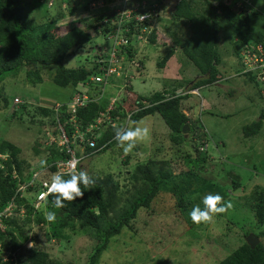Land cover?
Here are the masks:
<instances>
[{
  "label": "trees",
  "instance_id": "16d2710c",
  "mask_svg": "<svg viewBox=\"0 0 264 264\" xmlns=\"http://www.w3.org/2000/svg\"><path fill=\"white\" fill-rule=\"evenodd\" d=\"M33 1L0 0V84L7 76L20 72L24 76L25 83L37 85L46 80L43 71L49 70L48 78L55 85L71 87L72 90L66 94V99L55 101L60 104V110H62L59 119L53 115L48 124L41 126L39 136L35 137L32 143L33 157H39V162L42 159L46 160L45 168H41L39 163L32 164L26 158H22L19 146L6 139L0 141V210L12 202L11 213L22 217L20 211H23L25 215L20 223L17 222L18 217L15 216L3 218L5 230L0 229V264H62L58 259L52 258L47 250L39 247L36 244V238L29 233L33 228L32 214L36 213L37 217L34 221L37 225L41 226L46 220L34 206L36 198L32 202L28 197V192L34 190L36 194L40 190L42 182L50 180V176L59 171L57 164L64 160V155L67 154L65 150L59 151L54 143L52 146H47L46 142L50 136L58 135L61 127L65 131L73 130V123L68 121V103L77 85L84 84L88 77L95 73V67L98 65L97 59L107 55L105 52L103 55L98 51L99 47L104 44H98L96 37L101 35L105 38V44H110L107 36L114 27V18L116 17V11L112 10L111 12L101 11L96 16L87 17V20H72L70 18L76 16L78 11L89 10L91 2L96 0H84L85 3L82 7L78 2L80 0H62L64 5L62 10H56L55 14H47L43 21H36L30 16V10L36 6ZM103 1V4H108L112 0ZM131 1L135 0H129V2ZM205 3V7L202 5L199 7L192 5L188 0H180L172 14V19L188 21L190 25L188 33L187 35L179 34L177 28L168 31L172 43L170 47L180 46L184 54L202 74L189 86V89L198 86L214 87L216 83L226 79V76L219 70L221 62L219 33L224 31V28L235 32L236 41H233L235 55L238 53L240 45L245 46L264 41V18L260 17L255 6L251 7L250 11H245L244 8H237L233 3L228 4L224 0H219L217 5L212 4L209 0H205ZM251 3L253 4L252 1ZM60 6L58 3V8ZM133 7L129 8L133 9ZM139 8L142 11L145 7L142 8L140 3ZM135 13L133 12V14ZM67 20L69 22L65 24L64 22ZM134 24L135 22L131 23L132 28H134ZM257 25L259 31L255 28ZM157 34L156 28H153L151 32H145L151 44L156 42ZM164 44L167 43L164 42ZM167 47L169 46L167 45ZM126 49L129 58H131L137 52L138 47L134 45L126 47ZM173 51V49L168 51L156 61L159 69L166 64ZM75 54L80 55L79 64L76 62L71 65L66 63L67 58ZM142 63L141 59L140 64ZM135 71L142 73V67L136 68ZM241 76L245 83L252 85L257 94V99L251 98L254 96L249 95V100L253 99L254 101L255 99L257 104L262 102L260 117L244 124L241 128L242 137L246 139L257 135L263 127L264 92L262 93V85L255 81L252 72L241 73ZM166 83L168 84V81ZM184 85H189V80L186 78L176 81L171 88L155 91L149 95H138L129 89L123 105L125 107L127 105L129 109L136 108L137 112L132 114V120L136 122L146 115L158 113L168 127L170 139L179 147L188 141L189 137H185L181 130L184 124H188L189 134L191 133L194 139L195 155L191 151H187L175 159L163 158L156 161L153 157H149L145 162L137 164L131 175L135 182V190L124 200L123 205L120 204L122 196L118 192L119 182L111 174L100 175L93 174V172L89 173L96 180L95 188L85 190L82 199L77 198L73 202L65 201L63 208L53 207L54 197L52 196L47 198L46 204L41 201L44 202L46 211L56 213V220L53 223L59 228L57 227L55 236L62 235L61 229L67 226L73 230L76 228V231L91 232L95 236V246L89 255L87 264L97 262L101 252L107 248L111 237L120 234L124 229L135 231V221L143 220L138 217H141L145 211H149L152 202L164 186L176 194L174 196L177 198L176 205L178 207L183 209L190 202L185 196V191L192 184L184 183V179L188 176L195 179V176L201 175L199 172L201 169L205 168L206 170L205 164L210 162L208 149L200 150L199 146H208L211 136L200 124L201 122L198 123L196 118L184 113L181 100L189 95L176 92V88ZM89 91L88 89V93H90ZM133 96V106H130L131 104L129 105L127 101ZM143 100L149 103L144 104ZM8 104L9 101L0 92V108H6ZM257 104H253V109L258 107ZM105 105H107L106 101L88 102L85 106L77 109V120L85 125L88 121L93 120L98 110L103 109ZM26 106L27 102H23L18 108L13 105L12 116L19 119L21 114L17 115V113L26 110ZM186 106L193 107V104L189 103ZM40 109L45 115L47 113L49 115L53 107ZM57 121H59L58 125ZM43 130L44 133H42ZM113 136L114 129H107L98 145ZM82 143L77 139L72 146L78 148ZM83 145L84 154L92 149L87 143H83ZM111 145L112 143H109L99 152L94 151L93 153H103ZM155 150L160 151V146L155 147ZM76 154L80 155L78 150H76ZM78 158L80 163L77 165V170L79 171L82 169L81 163L85 158ZM226 177L231 179L233 189L243 185L237 172L229 171ZM200 178L203 179L202 176ZM173 182H176L175 186ZM216 182L218 181H214V183ZM22 186H26V188L22 190ZM249 196L253 200L252 208L257 223L264 225V190L255 186ZM110 212L112 213L109 214ZM262 235L264 236V230L257 234L258 237ZM27 242H32L34 246L25 247ZM4 258L6 259L3 260ZM216 264H264V243L259 241L252 248L247 242H243Z\"/></svg>",
  "mask_w": 264,
  "mask_h": 264
},
{
  "label": "rangeland",
  "instance_id": "374dc122",
  "mask_svg": "<svg viewBox=\"0 0 264 264\" xmlns=\"http://www.w3.org/2000/svg\"><path fill=\"white\" fill-rule=\"evenodd\" d=\"M33 2L36 6L30 10V16L36 21H43L47 14H55L58 3L62 0H55L51 6L39 0ZM252 2L260 17L264 18V0ZM112 5L114 6L115 2L111 3L110 7ZM255 28L259 31L258 25ZM159 31L160 29L157 33ZM162 32L154 45L149 43L143 48L147 53V58H143L145 62L143 78L132 80V88L138 95H149L171 88L176 81L184 78L196 79L194 72H198L197 68L180 51L175 53L178 57L177 64L180 62L182 66L181 70L178 69L180 73L172 76L169 82L167 75L171 67L166 64L163 70H167L161 74L163 70L156 65V61L163 54V47L159 44L164 39H170ZM234 37L235 32L231 29L224 28L219 34L221 54L219 70L226 79L216 83L214 87H200L198 93L190 94L187 99L191 101L187 102L194 106V119L196 118L198 123L201 122L211 136L207 147L210 162H206V170L201 169L199 171L201 175L198 174L195 179L191 176L184 179V183L192 184L185 191V196L190 202L183 209L178 207L177 198L174 196L176 194L164 186L152 202L149 211L138 217L143 220L135 221V231L124 229L120 234L111 237L107 248L101 252L95 264H216L246 242V237L250 233L257 236L264 230V225H259L256 221L252 208L253 200L249 196L255 186L264 190V124L257 135L246 139H243L241 131L244 124L260 117L262 102L256 103L257 94L252 85L245 83L243 77L236 74L241 70L239 57L243 55L241 50L240 56L235 55V43L232 40ZM96 41L105 45V38L101 35L96 37ZM166 45L171 46V41ZM75 62L79 64L80 55H71L66 60L69 65L76 64ZM49 73V70L43 71L46 80L37 85L25 83L20 72L7 76L0 84V92L9 101L8 107L0 108V141L6 139L19 146L20 156L32 164L39 163V157H33L32 143L35 137L39 136L41 126L48 124L52 119H46L51 117V114L45 115L40 108H48L53 102L66 99V94L72 90L71 87L55 85L48 78ZM186 87L188 86L178 87L176 92ZM113 92L118 93L121 98L124 94L127 99V92L121 93L116 90ZM15 95L18 96L15 98H19V102L14 101ZM249 95L254 96L251 97L255 98L254 101L249 100ZM133 98L134 96L127 101L130 106H133ZM23 102H27V109L18 112L17 115L21 116L17 119L12 116V107L15 105L18 108ZM147 103L149 102H145ZM253 104H257L258 107L253 109ZM126 108L129 109L127 105ZM137 123L150 128V138L139 142L128 155L123 153L116 141L100 154L89 152L84 154L85 150L77 149L85 158L81 163L82 169L93 174H111L119 182L118 192L122 196L120 202L122 205L135 190V182L131 175L137 164L145 162L149 157L156 161L163 158L175 159L187 151L195 155L192 134H188V141L179 147L170 139L168 127L158 113L146 115ZM128 126L133 125L129 122ZM157 146H160V151L155 150ZM229 171L240 175L243 184L240 188H232L231 179L226 177ZM176 182H173L174 186ZM209 193L221 195L225 202L230 200L233 207L225 214L216 215L210 223L195 224L189 213L195 205L203 209L202 199ZM34 195V190L28 192L32 202ZM35 205L37 207L38 203ZM39 206L36 209L44 217L46 212L44 202ZM20 212L22 217L16 216L13 212H9L7 216L18 217L17 222L20 223L25 216L23 211ZM141 213L142 211L139 216ZM36 217V213L31 215L33 228L29 233L36 238L39 247L47 250L52 258L58 259L62 264H87L96 241L91 232L76 231V228L73 230L67 226L61 229L62 235L58 237L55 236L58 225L48 221L43 222L41 226L37 225L34 221ZM259 238L264 243V236ZM29 243H25V247H28Z\"/></svg>",
  "mask_w": 264,
  "mask_h": 264
},
{
  "label": "built area",
  "instance_id": "2783aa9c",
  "mask_svg": "<svg viewBox=\"0 0 264 264\" xmlns=\"http://www.w3.org/2000/svg\"><path fill=\"white\" fill-rule=\"evenodd\" d=\"M46 2L48 6H51L54 0H40ZM228 4H232L237 8H244L245 11H250L253 7L252 0H225ZM103 0H96L91 2V6L97 7L103 5ZM115 2L119 4L113 10L116 11V17L114 18V27L112 31L108 34V41L110 44L102 45L99 47L98 51L100 53H106L104 58L97 59L98 65L95 67V73L88 77V80L84 84H78L76 90L72 93V97L67 106L68 112V121L72 123H77V109L85 106L88 102L93 101L99 103L100 100L108 96L107 105L103 109L98 110L92 122H90L85 128L80 129L75 126L74 131H72V136L77 137L80 141H87L90 146H94L96 141L94 138H91L90 135L104 127L106 125L126 126L125 121L129 120L132 112L128 111L126 117L122 116V110H125L123 105V99L126 95L123 94V98L119 96L118 93H114L113 89L116 88L121 93L131 87L132 80L137 76L136 68H141L140 59L136 57V53L129 58V53H127L126 47L136 46L138 42L145 43L148 41L145 32H151L156 26L155 18L157 16V4L155 0L151 3L141 0L142 8L140 10L139 4L136 7L129 8L127 3L129 0H112L110 3ZM133 12L135 14H133ZM150 14L151 19L140 20V16L144 14ZM135 22L134 28L131 27V23ZM141 26V27H140ZM136 28V29H135ZM240 63L242 66L241 73L252 72L255 76V80L262 85V93L264 92V41L255 42L251 45H245L241 49ZM127 57V58H126ZM139 70V69H138ZM97 77L101 78V81L97 82ZM119 80V81H118ZM88 89L90 90L88 93ZM116 90V91H117ZM117 91V92H118ZM264 94V93H263ZM19 98H15L14 101L19 102ZM99 101V102H98ZM15 103V102H14ZM54 115L58 117L62 112L60 110V104L56 103L54 106ZM125 113V112H124ZM125 120V121H124ZM59 121H57L58 124ZM60 125V124H59ZM62 131V143L69 142V138L65 133V130L61 127ZM205 148L201 147V149ZM65 152L67 155H64L65 159L59 161L57 166L59 171H67L68 163L73 159L79 160L75 154V150L66 145ZM46 180L42 182L40 190L37 192L35 204L38 205L41 203L40 193L45 192L46 188L44 184L48 182ZM34 204V206H36ZM13 203L10 202L9 205L2 211H0V225H1V216H7L11 212Z\"/></svg>",
  "mask_w": 264,
  "mask_h": 264
},
{
  "label": "clouds",
  "instance_id": "9594fccd",
  "mask_svg": "<svg viewBox=\"0 0 264 264\" xmlns=\"http://www.w3.org/2000/svg\"><path fill=\"white\" fill-rule=\"evenodd\" d=\"M209 1H211L212 4L217 5L219 0H209ZM110 4L111 3H108V5H110ZM103 5H101V6H103ZM252 5H253V7L255 6L254 4H252ZM97 7H100V6H97ZM97 7H93L90 4V8L91 9H95ZM156 8H157V16H156V18H157L158 15H159L158 5H157ZM111 11H108V12H111ZM70 19L75 20V19H77V17H71ZM145 19H151L150 14L146 13V14L140 16V20L141 21H143ZM69 20L65 21L64 23L67 24L69 22ZM155 28L158 31V26H156ZM235 39L236 38H234L233 41H236ZM243 47L244 46L240 45V47L238 48L239 51L236 54L237 56H240V50ZM183 54H184V52H183ZM239 61H240V59H239ZM193 65L195 66V64H193ZM242 69L243 68L241 66V70L237 71L236 74L241 75ZM139 78L141 79V77H139ZM96 79H97L98 83L101 81L100 77H97ZM189 86L190 85H188V87H186V88H183L182 91H179L177 93H182V94L183 93H187L189 95L198 93V91L200 89L199 86L196 87V88H192V89H189ZM129 89L134 91L133 88H132V84H131V87ZM15 97H18V96H14V98ZM124 101H125V98L123 99V104H124ZM145 102H147V101H143L144 104H145ZM55 104L56 103L54 102V104L52 103L51 106L54 108ZM51 106H49V107H51ZM123 106L124 105H121V107H123ZM126 109L128 111H131L132 114L137 112L136 108H134V107L131 108V109H128V108L125 107V110H122L121 117L122 116L126 117V113H127ZM123 111L125 112L124 115H123ZM183 111H184V113L186 115L190 116L189 113L185 109ZM132 114H131V116H129V120L128 121L124 120L125 122H127V123H125L126 126L106 125L104 127H100V129H97L93 133V135H90V137L94 138V140L96 141V144L94 146H90L87 141H85V140L83 141L82 140L83 143H87L89 145V147L92 148L91 150H89V152L90 153H93L94 151L95 152H99L100 150L105 148V146L107 144L112 143V145H114V142L116 141L117 145L122 149L123 153L125 155H128V154H130L132 152V150L137 146V144L139 142H142V141H145V140L149 139L150 138V131H151L150 128L147 127V126H140L136 121H132ZM53 115H54V109L51 112V117H46V119L52 118ZM92 121L93 120L88 121L85 125H82L80 123V121L77 120V123H73L74 128H73L72 131H74L75 126L80 128V129H83V128H85V126H87ZM129 122L131 123V125H133L132 127L128 126ZM110 128L114 129V136L111 139L105 141L104 143H102V144L100 143L98 145L99 141L102 140L103 134L106 132L107 129H110ZM72 131H67V130L65 131V133L67 134V137L69 138V142L62 143V131H60V133L58 135L50 136L49 140L46 142L47 146H52V144L54 143L55 147L59 151H63V150L66 149V145L68 144L69 146H71L75 150V154H76V150L78 148H81V149L84 150L83 143L78 148H74L72 146L73 142L78 139L77 137H73L72 136ZM42 133H44V131ZM188 134H189V130L187 131V135ZM185 137H187V136H185ZM201 147H204V146L203 145L199 146L200 150H204L208 146H205V148H203V149H201ZM79 154H80V152H79ZM76 156L77 157H82L81 155L78 156L77 154H76ZM79 163H80L79 160L73 159V160L69 161L68 166H67L68 170L66 172L65 171H58L56 173H53L50 176V180L44 184V187L46 188V191L40 193V199L42 201H44L45 204L47 203V198L49 196H52V197H54V199L52 201L53 207H55V208H63L65 206V203H64L65 201L73 202V201L77 200V198H81L82 199L84 197L85 190H92V189L95 188L96 180L93 178V176L90 175V173L87 170H85V169H81L79 171L77 170V165ZM39 164H40L41 168H45L47 166V161L42 159V160H40ZM66 176L68 178H65ZM25 188H26V186H22V190H24ZM36 195H37V193L34 195V198H36ZM202 203L204 205L203 209H201V207L199 205H195L192 208L191 212L189 213L192 222L195 223V224L210 223V222L213 221V218L216 215L225 214L226 212H228L233 207L232 202L230 200L225 202L224 198L221 195H219V194H211V193L206 194L203 197V199H202ZM39 205H37L38 208L40 207ZM4 209H2V210H4ZM2 210H0V211H2ZM11 210H12V208H11ZM5 217L1 216L0 229L2 231L5 230V226L3 224V218H5ZM44 217H45L46 221H48L49 223H53L56 220V213L52 212V211H46L45 214H44ZM33 246L34 245H33L32 242H30L29 245H28V247H30V248L33 247ZM5 259L6 258H4L3 260H5Z\"/></svg>",
  "mask_w": 264,
  "mask_h": 264
},
{
  "label": "crops",
  "instance_id": "0c3cea01",
  "mask_svg": "<svg viewBox=\"0 0 264 264\" xmlns=\"http://www.w3.org/2000/svg\"><path fill=\"white\" fill-rule=\"evenodd\" d=\"M85 1L84 0L78 1L80 3V6L81 7L84 6ZM135 1L129 2L128 5H127V7H131V6L133 7V6L137 5V4H139V2H141V0H137L136 2ZM153 1L154 0H147V2H153ZM188 1L192 5H197L199 7L201 5L205 7V5H206L205 0H188ZM179 2H180V0H155V3L158 5V8H159V15L156 18V21H155V24H154L155 26H158V30L160 29V31L158 32L157 35H160L161 34V31H163L162 33H164L165 35L168 36V38H170V35L168 34V31L169 30H172V28H174V29L177 28L178 29V32L177 33H179V34L180 33H183L184 35H187L188 29L190 27L188 21L183 20V19H172V14H173V12H174V10L176 8V5ZM60 5L61 6L57 9V11L58 10H62V8L64 6V5H62V2L60 3ZM118 5L119 4H115L114 6L112 5V7H110V5L104 4L103 6L97 7L95 9H91L89 7V10H81V11H78L77 12V15L74 16V17H77V19L87 20V17L96 16V15H98V13H101V11H104V12L105 11H111L112 9H114L115 7H117ZM57 11H55V12H57ZM170 40L171 39H169V40L168 39H164L163 42H161L159 44V45H161L163 47V49H162L163 50V54H166L168 51H171L172 49L174 50L173 51L174 53L166 61V64H169L170 67H171L170 70L168 69L169 70V74L167 75V76H169V82L172 79V76H175L179 72V70H181V68H182L181 63L179 61L178 62H179L180 65L177 64L176 59L178 57H177V55L175 53H177L178 51H180V53L183 54V51L181 50V48H180L179 45H178L179 47H177V48H174V47L171 48L169 46L168 49H167V45L164 44V42L170 43ZM148 43H149V41H147L145 43L138 42L136 44V47H138L137 52H135L136 53V57H138L140 60L142 59V62L143 63L141 64L142 65L141 66L142 67V71H141L142 73H140L139 71H136L137 76L134 79L142 80V78H143V75L142 74H143L144 69H145V62H144L143 58H147V56H146L147 53L144 51L143 48ZM141 44H142V46L140 47ZM154 44L155 43L150 44V45H154ZM154 48H155V46H154ZM138 51L140 52V54H138ZM142 55H144V56H142ZM165 65L162 68H160V70L165 69ZM166 70L161 71V74H162V72H165ZM176 70H178V71H176ZM194 74H195L196 79L189 78L188 79L189 80V85H192L197 80V78H199L200 76H202V74L199 73V71L198 72H194ZM197 76H199V77H197ZM139 77H141V79ZM143 82H144V80H143ZM131 84H132V82H131ZM165 89H168V88H165ZM113 90H117V89L114 88ZM179 91H181V90H179ZM109 95L110 94H106L105 97H103L100 100V102H102V101H106L107 102ZM15 96H17V95H15ZM187 99H188V97L181 100L182 106H183L182 109L183 110L185 109L189 113L190 117H194V115H193V107L194 106L193 107L186 106V105H189V103L187 101L191 102L190 100H187Z\"/></svg>",
  "mask_w": 264,
  "mask_h": 264
},
{
  "label": "water",
  "instance_id": "95a60500",
  "mask_svg": "<svg viewBox=\"0 0 264 264\" xmlns=\"http://www.w3.org/2000/svg\"><path fill=\"white\" fill-rule=\"evenodd\" d=\"M182 132L184 133V136H187V131L189 130V126L187 124H184L182 126ZM260 239L258 236L254 235L253 233H250L247 237H246V242L252 247L254 248L258 243H259Z\"/></svg>",
  "mask_w": 264,
  "mask_h": 264
}]
</instances>
